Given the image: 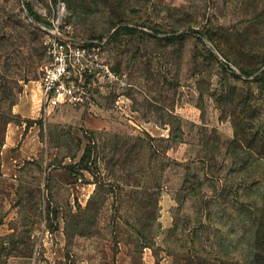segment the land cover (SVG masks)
Listing matches in <instances>:
<instances>
[{
	"label": "rangeland",
	"instance_id": "rangeland-1",
	"mask_svg": "<svg viewBox=\"0 0 264 264\" xmlns=\"http://www.w3.org/2000/svg\"><path fill=\"white\" fill-rule=\"evenodd\" d=\"M39 27L93 43L83 106ZM0 264H264V0H0Z\"/></svg>",
	"mask_w": 264,
	"mask_h": 264
},
{
	"label": "built area",
	"instance_id": "built-area-1",
	"mask_svg": "<svg viewBox=\"0 0 264 264\" xmlns=\"http://www.w3.org/2000/svg\"><path fill=\"white\" fill-rule=\"evenodd\" d=\"M30 22L32 19L26 16ZM46 31L49 35L45 40L48 64L40 79V102L43 114L49 115L60 105L81 107L87 100L86 89L82 85L84 74L92 72L89 53L95 47L90 41H79L64 36L55 29ZM88 43L89 45H84ZM102 77L119 82V77L110 73L106 66H98Z\"/></svg>",
	"mask_w": 264,
	"mask_h": 264
},
{
	"label": "crops",
	"instance_id": "crops-1",
	"mask_svg": "<svg viewBox=\"0 0 264 264\" xmlns=\"http://www.w3.org/2000/svg\"><path fill=\"white\" fill-rule=\"evenodd\" d=\"M4 165H5V162H3V166L1 167L2 175L3 176H10L12 174V167H4Z\"/></svg>",
	"mask_w": 264,
	"mask_h": 264
}]
</instances>
